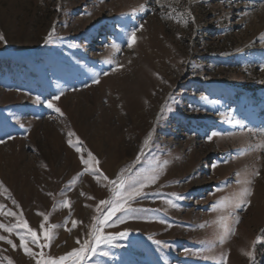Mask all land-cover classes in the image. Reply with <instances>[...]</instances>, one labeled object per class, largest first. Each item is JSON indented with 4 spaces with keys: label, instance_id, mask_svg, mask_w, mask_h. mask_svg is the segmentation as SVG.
I'll return each mask as SVG.
<instances>
[{
    "label": "rangeland",
    "instance_id": "obj_1",
    "mask_svg": "<svg viewBox=\"0 0 264 264\" xmlns=\"http://www.w3.org/2000/svg\"><path fill=\"white\" fill-rule=\"evenodd\" d=\"M262 5L264 0H0V33L7 41H0L5 211L22 210L38 233V213L49 214L46 226L58 227L44 251L60 256L87 237L96 205L111 195L106 181L83 172L82 154L86 158L90 150L109 179L126 166L134 174L154 159L167 160L159 179L131 201L134 217L105 228L129 229V235L103 246L110 254L98 253L90 264H221L222 253H228L227 264H264V148L257 147L264 141ZM134 28L137 40L129 48ZM61 92L55 103L63 115L43 103ZM213 131L222 135L208 140ZM70 132L82 153L68 143ZM149 132L150 147L133 166ZM256 170L259 176L252 175ZM245 178L253 180L251 203L213 210ZM64 200L70 206H62ZM229 213L230 225L236 215L240 222L221 243L219 217ZM0 222L14 223L15 217L0 215ZM258 236L250 260L242 250H252ZM10 238L18 247L0 241L2 264L8 258L35 264L19 238Z\"/></svg>",
    "mask_w": 264,
    "mask_h": 264
},
{
    "label": "snow or ice",
    "instance_id": "obj_2",
    "mask_svg": "<svg viewBox=\"0 0 264 264\" xmlns=\"http://www.w3.org/2000/svg\"><path fill=\"white\" fill-rule=\"evenodd\" d=\"M264 6V5H262ZM143 7V6H141ZM140 9H133V12H136ZM91 13H89L90 15ZM182 15V14H181ZM194 20V17H192ZM187 23V21H185ZM141 28L143 25L140 26ZM137 31L138 29H132V31L128 34L127 37V45L129 48L133 46V44L137 40ZM55 33V28H53L46 39V43L51 42L53 39V35ZM261 39L264 40V35L261 36ZM0 41H7L4 38L3 33H0ZM112 47L119 51L120 45L113 42ZM122 67V65H117V68ZM107 75V73H104ZM93 83H99V77L94 78ZM63 95L61 92L59 95L53 96L51 99H46L43 101L47 105L48 108L54 109L56 112L63 115V112L59 107L56 106L55 101L60 99V96ZM201 99L207 100L208 97L202 96ZM36 101L40 102L41 97L37 96ZM171 110V109H169ZM163 111V109H162ZM154 131V130H153ZM252 131V130H250ZM264 131V130H261ZM73 133H69L68 143L76 148L77 152L82 153L81 147L77 146V144L73 143L71 139ZM152 132H149L148 136L145 138L143 145L141 146L140 152L138 153L136 160L133 162V166L135 164L140 163L145 155V149L150 147V142L152 140ZM222 135V133L213 131L211 135L207 137L208 140H211L214 136ZM11 139V137H10ZM0 143H4V141L0 140ZM82 143V142H79ZM258 148H264V141L257 145ZM81 162L84 165L83 172H92L96 175L97 181L99 182L101 179L106 181V187H109L111 195L108 199L100 200L96 205V212L98 215L92 217L93 223L90 225V231L86 238L82 241L80 238H77L78 247L73 248L71 251L60 255V256H52L44 251L45 248H50L51 242L55 237L54 229L58 227V225L49 224L46 226L45 222L49 220V214H45L43 212H39L38 215L43 217V221L39 225V233L37 229L31 227L27 221V219L23 215V211L21 210L19 214L12 209H7L5 211V205L0 203V215L4 216H12L15 217L14 223H4L0 222V230L3 232L9 233V235L0 234V241H6L7 244L11 245L13 249H16L18 245L16 242L10 238L11 234H15L19 238V247L23 249L24 253L31 258L35 259V264H90V258L96 256L98 253L102 255H109L108 251H102L103 246L114 245V242L119 238H124L129 235L130 230L124 229L123 231L118 232H105L106 227H112L115 224H122L126 219L134 217L136 213V209H133L131 206V201L135 200L137 197L144 195V189L149 184H154L158 179L160 174L165 170L166 166L170 161L164 160L160 161L154 159L149 162L148 167L139 168L134 174L132 173V166H126L121 169L120 172L115 176L114 179H109L106 175H104L100 169L98 168L99 160L98 158L89 150L87 151V156L81 155ZM83 175V173L79 174ZM237 177H240V173H236ZM253 176H259L260 173L258 170L254 171ZM238 184L244 185L241 189L229 197H223L219 201H217L213 206V210H221L231 208L233 211L238 208H244L251 203L250 197L253 194V189L251 184L253 180L251 179H243L237 180ZM0 189H3L5 192L8 190L4 187L3 182L0 181ZM49 195H52L49 193ZM13 204H17L15 199L12 200ZM165 203L171 205L172 207H176L177 205L172 200H166ZM62 206H70L67 200L61 202ZM55 207V206H54ZM117 213H121V215H117ZM115 217V220H113ZM231 218V213L228 215H221L219 217V223L221 224L224 235L220 236V242L223 243L224 240L236 233L235 225H238L240 222V216L236 215L234 217V223L229 224L228 220ZM77 224L76 221H72V226L75 227ZM69 231L71 229H68ZM151 238V237H150ZM262 237H257L255 241L252 242V250H242L243 254L247 256L250 260L254 259L255 254V244ZM155 244L161 245L164 242L160 240H155ZM33 246L39 248L40 251H34ZM185 253H189V249L184 250ZM221 264H227L228 253H222L221 255ZM2 264V261H0ZM8 264H13L11 258H8Z\"/></svg>",
    "mask_w": 264,
    "mask_h": 264
}]
</instances>
